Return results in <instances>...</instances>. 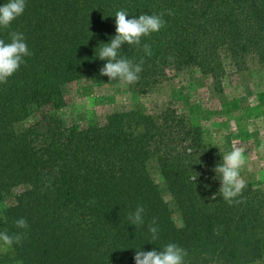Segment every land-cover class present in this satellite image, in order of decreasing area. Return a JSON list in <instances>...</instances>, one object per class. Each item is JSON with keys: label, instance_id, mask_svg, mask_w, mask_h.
<instances>
[{"label": "trees", "instance_id": "trees-1", "mask_svg": "<svg viewBox=\"0 0 264 264\" xmlns=\"http://www.w3.org/2000/svg\"><path fill=\"white\" fill-rule=\"evenodd\" d=\"M119 10L129 19L165 13L166 26L139 47L121 46L122 55L145 61L130 85L102 76L107 61L97 56L116 35ZM11 31L24 34L32 55L0 84V232L27 237L11 247L1 242L0 264H135L138 249L167 243L188 252L186 264L264 259V192L247 184L241 203L222 198L214 169L223 154L183 108L136 107L83 126L60 116L73 83L144 95L188 75L217 93L228 67L264 71V0H26L0 39L10 42ZM137 206L144 224L135 227L127 215ZM19 218L27 230L16 227Z\"/></svg>", "mask_w": 264, "mask_h": 264}, {"label": "rangeland", "instance_id": "rangeland-1", "mask_svg": "<svg viewBox=\"0 0 264 264\" xmlns=\"http://www.w3.org/2000/svg\"><path fill=\"white\" fill-rule=\"evenodd\" d=\"M188 75L172 77L155 90L139 95L124 85L73 83L66 86V106L61 118L68 124L86 125L103 120L113 112L141 108L156 114L172 105L184 109L193 124L200 126L203 139L224 155L233 144L246 147L247 165L241 176L247 184L264 192V153L257 151L264 143V71L238 72L232 67L222 80L220 92L208 85L193 84ZM156 181L158 174L151 170ZM20 188L14 193L20 192ZM4 250L0 242V253ZM256 264H264V259Z\"/></svg>", "mask_w": 264, "mask_h": 264}, {"label": "clouds", "instance_id": "clouds-1", "mask_svg": "<svg viewBox=\"0 0 264 264\" xmlns=\"http://www.w3.org/2000/svg\"><path fill=\"white\" fill-rule=\"evenodd\" d=\"M26 8V0H7L0 6V28L8 29L12 22L20 17ZM171 9L167 15H172ZM165 13L160 14H141L138 18L135 16L127 18L129 13L126 10H119L115 13L116 35L110 43H102L98 58L106 60L107 63L101 68L100 74L107 76L109 80H119L125 84H134L139 81L140 73L143 71L144 58L141 57L139 62H134L121 54V46L141 45L142 37H148L154 32L160 31L166 26L163 19ZM10 42L0 39V84H6L8 79L16 73L20 66L24 64L25 57L32 55L25 41L22 32L11 31L9 33ZM143 50L146 56L152 55L151 45L143 44ZM172 57H169L171 60ZM246 147L242 144H233L230 151L222 155V162L217 164L214 171L221 181L219 193L222 198L232 205L241 203L237 197L242 196L243 190L247 187L246 180L241 176V171L247 165ZM258 152L264 153V143H261L257 149ZM197 175H193L191 180L194 182ZM90 203H94L91 201ZM145 209L143 206H137L134 212L127 215L129 224L135 227L144 224ZM157 220L153 218L149 225L151 240L159 239V228L156 227ZM18 229L27 230L29 225L25 218H19L15 221ZM215 234H219L216 232ZM27 237V231H21L9 234L7 231L0 232V242L7 247L13 244H22ZM188 252L176 243H167L160 251H142L137 250L135 254V264H186L185 258ZM16 264H23L17 261Z\"/></svg>", "mask_w": 264, "mask_h": 264}]
</instances>
